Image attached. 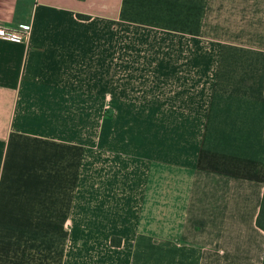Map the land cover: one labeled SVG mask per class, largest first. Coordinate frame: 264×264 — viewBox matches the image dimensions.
<instances>
[{
  "label": "crops",
  "instance_id": "obj_1",
  "mask_svg": "<svg viewBox=\"0 0 264 264\" xmlns=\"http://www.w3.org/2000/svg\"><path fill=\"white\" fill-rule=\"evenodd\" d=\"M0 22L29 25L0 38V264H262L264 0H0Z\"/></svg>",
  "mask_w": 264,
  "mask_h": 264
},
{
  "label": "rangeland",
  "instance_id": "obj_2",
  "mask_svg": "<svg viewBox=\"0 0 264 264\" xmlns=\"http://www.w3.org/2000/svg\"><path fill=\"white\" fill-rule=\"evenodd\" d=\"M15 26H17V25H15ZM157 31H159V34H158L157 37L156 36H153L152 38H150V37L149 38L148 37H144L143 40H142L143 43L144 44L167 45L169 42H168V36L166 34V31H163V30H157ZM128 38H130V36ZM129 43L138 44L137 41H130ZM128 60H129V62H136V53L129 52ZM160 72H161V70H160ZM144 73H145V77H148V75H147V69L144 70ZM163 73H165V75H163L162 77H166L167 76V70L163 71ZM132 74H134V73H132ZM163 80H164V78H162L161 81H163ZM129 87L132 90H135V89L136 90H144V92L146 94H148V95L151 94V93H156L158 91L160 94L164 95V96H161L160 101L162 103H166V101H165L166 99L165 98L167 96L166 93L168 91V86L166 84H160L158 86V85H152V84H149V83H144V84L139 85V86L132 85V86H129ZM151 101L157 102L156 100H151Z\"/></svg>",
  "mask_w": 264,
  "mask_h": 264
},
{
  "label": "built area",
  "instance_id": "obj_3",
  "mask_svg": "<svg viewBox=\"0 0 264 264\" xmlns=\"http://www.w3.org/2000/svg\"><path fill=\"white\" fill-rule=\"evenodd\" d=\"M29 34V25L20 24L18 26L0 22V38H9L13 40H23Z\"/></svg>",
  "mask_w": 264,
  "mask_h": 264
},
{
  "label": "trees",
  "instance_id": "obj_4",
  "mask_svg": "<svg viewBox=\"0 0 264 264\" xmlns=\"http://www.w3.org/2000/svg\"><path fill=\"white\" fill-rule=\"evenodd\" d=\"M78 15L80 17H87V14H83V13H78ZM256 224L261 227L262 229H264V190H263V194H262V198H261V202H260V207H259V211L256 217ZM111 242L115 243V244H119L120 243V237H112L111 238ZM262 264H264V257H263V262Z\"/></svg>",
  "mask_w": 264,
  "mask_h": 264
}]
</instances>
